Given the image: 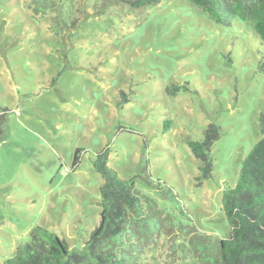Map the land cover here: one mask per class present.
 <instances>
[{
  "label": "rangeland",
  "instance_id": "1",
  "mask_svg": "<svg viewBox=\"0 0 264 264\" xmlns=\"http://www.w3.org/2000/svg\"><path fill=\"white\" fill-rule=\"evenodd\" d=\"M100 1L47 0L43 11L0 0V264L36 227L83 250L101 223L105 151L120 179L140 176L152 234L132 239L138 264H200L197 239L230 237L222 200L262 138L264 48L247 23L222 26L186 0L94 16ZM210 124L221 138L198 186L187 139Z\"/></svg>",
  "mask_w": 264,
  "mask_h": 264
},
{
  "label": "trees",
  "instance_id": "2",
  "mask_svg": "<svg viewBox=\"0 0 264 264\" xmlns=\"http://www.w3.org/2000/svg\"><path fill=\"white\" fill-rule=\"evenodd\" d=\"M164 1L101 0L94 5L93 15L102 16L116 8L143 11ZM186 1L222 26H231L234 19L247 23L253 31L255 43L264 48V0ZM36 2L43 11L50 8L47 0ZM84 12V18H88L90 13ZM78 22L79 19H75L73 26ZM173 89L178 92L180 88L175 86ZM4 113L7 114L8 110ZM3 115L0 116V141L5 134ZM260 129L262 138L243 160L237 184L223 195L222 207L231 226L230 237L214 243L197 239L203 247L200 250L193 246L200 252V264H264V114L260 117ZM220 138L221 129L210 124L202 141L187 139L200 163L202 174L198 186L213 176L212 147ZM108 155V151L98 154L95 162L103 181L100 187L101 223L91 232L83 250L70 252L67 242L42 227H36L23 248L3 264H138L142 246L132 243V239L142 235L150 238L152 234L144 218V201L135 193L140 176L120 179L108 166Z\"/></svg>",
  "mask_w": 264,
  "mask_h": 264
}]
</instances>
